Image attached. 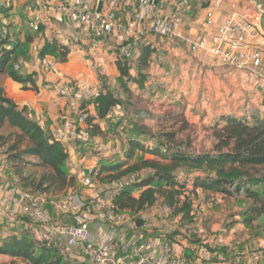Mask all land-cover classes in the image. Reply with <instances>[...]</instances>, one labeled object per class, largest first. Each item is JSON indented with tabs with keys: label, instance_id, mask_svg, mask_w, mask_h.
Wrapping results in <instances>:
<instances>
[{
	"label": "trees",
	"instance_id": "obj_1",
	"mask_svg": "<svg viewBox=\"0 0 264 264\" xmlns=\"http://www.w3.org/2000/svg\"><path fill=\"white\" fill-rule=\"evenodd\" d=\"M254 2L261 11L264 32V0ZM9 10L2 7L0 13L6 15ZM37 29L36 32H42V27ZM18 46L7 30H0V75L8 74L23 90H28L26 84L36 90L33 73L20 75L13 71L11 63L16 61ZM121 47H117L114 61L117 89L112 90L110 82H101L95 95L79 101L83 122L79 124L76 119L72 125L76 136L85 133L89 140L107 135L117 137L119 128L121 132L127 130L123 159L100 162L87 176L101 184L133 177L113 199L118 212L138 215L162 200L163 206L170 210L171 219H177V229L166 237L167 241L182 236L184 229V238L189 243L198 242L191 231L195 223L194 199L199 195H218L234 201L238 208L234 214L240 224L252 227L264 216V93L259 107L250 106L247 115L221 114L214 118L210 147L197 149L190 137L182 136L188 128L182 111L158 115L149 108L152 104L149 100L158 90L150 83V69L156 61L154 44L140 45L135 57L120 52ZM68 54L69 47L45 40L38 57H52L66 63ZM179 122L182 126L175 130ZM0 159L14 186L32 195L56 199L70 189L76 190L78 178L67 169V147L42 128L27 107H19L10 99L2 87ZM182 175L185 180L181 179ZM253 253L262 254L264 260V249ZM0 256L9 260L0 264H86L78 263L60 248L36 240L29 232L0 235Z\"/></svg>",
	"mask_w": 264,
	"mask_h": 264
},
{
	"label": "crops",
	"instance_id": "obj_2",
	"mask_svg": "<svg viewBox=\"0 0 264 264\" xmlns=\"http://www.w3.org/2000/svg\"><path fill=\"white\" fill-rule=\"evenodd\" d=\"M87 1L92 3L94 0ZM167 1L172 5L181 0ZM188 1L191 4V11L187 14L179 15L178 28L176 30L177 37L162 38L149 34L126 39L124 35L122 36L120 34H113L103 38H94L88 30L81 28L71 20L70 15L76 10L73 5V0H0V8H10L6 15L0 13V30L3 32L7 30L11 40L17 41L19 45L15 53L16 61L13 64L11 63V65H18L17 72L20 75H30L33 73L34 76L32 78L36 90H31L30 84H26L25 86L28 90H23L22 85L13 82L8 74L0 75V87L4 89L6 95L19 107H27L34 120L67 147L69 153V160L67 161L68 172L70 175L77 176L79 185H81L82 175L95 169L100 162H105L107 160L114 162L123 159V138L125 137L124 132L127 133V130L121 132L119 128V133L117 132L119 136L117 137L107 135L106 137H93L89 141H84L80 136H76L74 133L72 134L66 127L68 123H74L77 119V115L73 113V102L75 99L80 98V100H83L95 95L101 82L104 84H108L109 82L114 84V79L117 76L115 67L111 70V73L105 72L100 74L104 77L102 81L98 75L91 71L93 67L100 70L99 73L105 71L104 69L109 58H106V62H104V60L101 59L102 55H100L99 52L97 53V51L104 49V52H108L110 50L108 47L112 46L111 42L112 44L122 46L119 51L127 53L132 57L138 54V47L142 44L153 43L156 47V61L152 64L150 69V83L158 87L157 89L161 91L163 99L161 101L160 111H152L149 106L151 112L154 114L160 115L172 112L165 111L167 107L171 106L170 101H167V97L170 94L175 96V93L184 89L187 85L190 86L191 89L193 88V90L189 92V98L187 100L189 104H194L195 95H201L202 101L206 99L208 102L216 104V110L203 111L200 120L208 117L212 123L214 118L221 114H231L236 117H241L248 114L247 110L250 106L259 107L264 88L261 91V89L257 87L254 100L247 101L245 97L240 94V89H238L241 87L242 90H244V88L242 86H236L242 85L241 80L238 79L235 84L232 85L234 88L233 91L235 92L229 93L228 86L229 88L231 86H226L222 81L225 80V76L221 79V77H214L211 73L208 74L201 70L194 73V64L190 61V58L188 59V57L184 56L186 55L185 52H187L188 55L198 58L197 61L201 64L202 68H205V65L209 63L214 65L215 62L207 55L203 53H192L185 41L193 39L197 32L202 29L203 16L207 8H215L217 12L216 19L219 21L227 16L230 11H242L245 7L244 5H252L253 3L245 0V2L241 0L240 3L229 0ZM252 6L257 5L254 4ZM172 10L171 7V11ZM120 16L122 19H126V12L124 9H120ZM35 24L38 27H42V32L38 33L32 30V25ZM45 40H53L69 47L66 63H60L52 57L39 59L38 52L44 45ZM169 45L172 46V50H170L171 46ZM115 49L117 50V48ZM165 50L169 52L167 55L170 56V58L165 57V59H168L170 62L172 61L174 65H179V68H190V71L193 73L190 74L189 79L186 73H184L183 76H179L181 80L179 83L181 85L179 90H173L166 80L167 77L162 78V74L159 72L162 70V65L160 64H164V61L162 58H159L158 54ZM88 56H91V59L94 61L92 62L86 59ZM111 56L112 55H109V57ZM105 57L108 56L106 55ZM113 61H115V59H113ZM49 62L55 64V69L52 72H44L42 67ZM224 69L227 68L224 67ZM215 73L217 74V71H215ZM178 80L176 82H178ZM116 89L117 88H114L112 85V90ZM158 90L156 91L158 92ZM157 92H155L154 98L160 93ZM182 93H184V91H182ZM149 101L152 102V98ZM89 109L93 114V108L90 107ZM208 109L209 108H207V110ZM237 109L239 110L237 111ZM182 112L188 123L185 111ZM101 125L102 128L105 129V124L101 123ZM88 143H91V147H95L94 150L96 148H101V150L105 151L102 157L98 159H95V157L84 158L81 150L84 152ZM13 185L10 173L5 163H2L0 159V235L2 237L8 234L19 235L22 232H27L25 226L28 220L19 213L12 201L9 202V204H2L4 199H7L8 188ZM95 189H84L81 190V192H79V189H76L74 193L81 198H87L91 196L92 192L97 190ZM99 189L100 188H98V190ZM44 200L45 207L50 213L51 223L54 226L66 227L72 223V218L62 215L55 210L49 198L44 197ZM162 207V200L159 199L151 209L138 215H131L134 221L138 219L142 221V224L138 227L127 223L120 228L118 227L111 230L106 226L100 229L97 225H91V233L95 234L98 232L100 238L112 236L115 245L118 247L113 261H120L123 264L132 261V259H123L125 256L132 253H130L132 249L139 245L150 244L153 246L155 251H157L155 252V257L159 256L158 251L161 245L170 246L176 254L186 259V255L193 256L191 250L192 244L185 238L182 240L179 239V236H174L169 241L166 240V237L170 235V233L176 231L177 219L173 220L171 217H164L161 212ZM40 234L41 230L39 229L35 236L36 240L39 239L38 236ZM121 248H125L126 250H120ZM118 253H122L123 256H117ZM70 257L75 259L78 263L83 261L76 256ZM0 258L5 259L6 257L0 256Z\"/></svg>",
	"mask_w": 264,
	"mask_h": 264
},
{
	"label": "built area",
	"instance_id": "obj_3",
	"mask_svg": "<svg viewBox=\"0 0 264 264\" xmlns=\"http://www.w3.org/2000/svg\"><path fill=\"white\" fill-rule=\"evenodd\" d=\"M99 3L100 12L97 13ZM73 5L76 10L71 13V20L88 30L94 38L113 34L124 35L126 39L149 34L162 38L177 37L179 15L191 11L188 0H181L172 5L167 0H94L92 3L87 0H73ZM252 5H244L242 11L234 10L219 21L216 19L215 8H207L202 29L193 39L185 41L190 51L203 53L227 69L247 73L253 78L261 77L264 72V32L260 8L258 5ZM120 9L125 10L126 19L121 18ZM37 28L36 24L32 25L34 32L38 31ZM12 68L13 71H18V65L14 64ZM54 69L53 62L42 67L44 72H52ZM79 100L80 98L73 102V113L81 124L83 119L78 111ZM66 127L74 133L72 123H68ZM80 137L84 141L89 140L85 133H81ZM91 172L92 170L81 177V185L85 190L95 189L92 178L87 176ZM132 180V176H127L117 182L102 184L103 188L95 189L96 191L87 198H81L74 193L75 190L70 189L61 199H50L58 213L72 218V223L66 227H57L51 223L44 196L32 195L14 185L8 188L7 199H4L2 204L12 201L19 213L28 220L25 230L35 238L40 229L38 241L46 245L60 248L69 256L79 257L86 264H123L113 261L118 247L112 236L94 239L90 226L97 225L100 229L106 226L111 230L127 223L136 226V220L134 221L130 214L118 212L113 205V199L119 189ZM161 212L164 217L170 218L168 208L163 206ZM217 247L218 241H211L208 247L205 241L192 244L193 256L186 259L176 254L168 245H161L158 257L154 256L157 251L150 244L139 245L123 260L132 259L124 264L209 263L218 258L216 251H213ZM226 264H264V260L262 254L251 253L245 257L237 256Z\"/></svg>",
	"mask_w": 264,
	"mask_h": 264
},
{
	"label": "rangeland",
	"instance_id": "obj_4",
	"mask_svg": "<svg viewBox=\"0 0 264 264\" xmlns=\"http://www.w3.org/2000/svg\"><path fill=\"white\" fill-rule=\"evenodd\" d=\"M229 1H236V3L241 2V0H229ZM242 1L245 2L248 0L245 1L242 0ZM250 1L255 4L254 0H250ZM262 39L264 40V35L262 36ZM111 45L112 46L108 47L110 49L108 52H104V49H100L99 51H97V53L99 52V54L102 55L101 59H103L104 62H106V58H109V60H107L104 69L105 71H101V73H99L100 70L94 67L91 70L96 75H98L100 80L104 78L100 74L105 72L111 73V70H113V68L115 67L113 59H115L116 57L117 50L115 48H117L118 45L112 44V42ZM172 49L173 48L171 46L170 50ZM185 53L186 55L184 56L188 57V59L190 58V61L194 64L193 65L194 73H197V71L201 70L202 72H207L208 74L211 73L212 76L217 78L221 77V79H223V76H225V80L222 81L226 84V86L228 85L231 86L230 88L228 86L229 93L235 92L233 91L234 88L232 85H234L238 79L241 80L242 85H236V86H242L244 88V90H242L241 87H239L238 89H240L239 91L240 94L243 95V97H245V100L247 101L254 100L255 94L257 93L256 90L257 87L264 88V72L262 73L261 77L253 78L251 75L247 73H241L230 69H224V67L218 66L219 64L216 63L212 58L211 59L215 62V64L211 65V63H209L208 65H205L206 66L205 68H202L201 64H199V62L197 61L198 58H195L192 55H188L187 52ZM167 54H169L167 50L161 51L158 54L159 58H162L164 61V64H160L162 65L161 67L162 70L159 72H161L162 78L167 77L166 80L168 81L170 87L173 88V90L176 89L179 90L181 87V85L179 84L181 82L179 76H183L184 73H186V76H188L189 79L190 74L193 73L190 71L191 70L190 68H181V67L179 68V65H174L172 64V61L170 62L168 59H165V57L170 58V56H168ZM106 55L108 57H105ZM109 55L112 56L109 57ZM86 59L92 62L94 61L93 59H91V56H88V58ZM263 66H264V58H263ZM215 71H217V74L215 73ZM157 75L161 76L160 74ZM177 80L178 82H176ZM112 85L114 87L116 86L113 83ZM192 90L193 88L191 89V87L187 85L185 86L184 89L175 93V96H172V94H170L167 97V101H170L171 106L167 107L165 111H185L187 115L186 118L188 120L187 123L188 128L187 130L182 132L183 134L182 136L190 137V139L193 141L194 146L197 149H201V148L208 149L211 143L210 127L212 123L208 117H206L203 120L202 119L200 120V118H201V113H203V111H215L216 104L213 102H208L206 99H203L202 101L201 95L199 96L195 95L194 104H189L187 100L189 98V92H191ZM182 91H184V93H182ZM158 92H157L158 93L157 96L152 99V105H150L152 111L161 110L160 105L162 104L161 101L163 99V95L161 94L160 90H158ZM207 108L209 109L207 110ZM238 110L239 109H237V111ZM147 123L148 125H152L151 122H147ZM181 126L182 123L179 122L177 126H175V130L179 129ZM124 134L126 135L128 133L124 132ZM90 144L91 143H88L86 147V149L89 150L85 149L84 152L83 150H81L83 157L84 158L95 157V159L102 157V154L105 151L101 150V148H96L94 150L95 147L93 146L91 147ZM143 174L144 173H139L138 175L142 176ZM181 177H182L181 179L185 178L183 175ZM92 182L94 188L96 189L103 188L101 184L102 182L98 180H93ZM76 189H79V192H81V190H84V188L81 185H79L78 181L76 182ZM61 198H56V199H61ZM193 211L195 214V223L193 225V230L191 231V233L194 234L196 237L195 239L198 240V242H196L195 244H199L205 241L207 242V247H208L211 241L212 242L218 241V247L215 249L218 258L217 259L215 258L212 262L209 263L200 262L196 264H222V263L226 264L231 259L237 256L243 255V257H245L253 252L261 251L262 249H264V216L259 218L258 221L252 225V227L243 226L242 224H240L239 218H237L234 214L238 211L235 202L224 200L222 199V197L218 195H210L206 197L203 195H199L196 199H194ZM181 233H183V235L179 236V239L183 240L185 230L182 229ZM191 233H187L186 235L189 236L191 235ZM92 235L94 239H97L99 237L98 232ZM118 255L119 257L123 256L122 253H118L117 256ZM5 259L0 258V263L9 261L8 259L6 260Z\"/></svg>",
	"mask_w": 264,
	"mask_h": 264
},
{
	"label": "water",
	"instance_id": "obj_5",
	"mask_svg": "<svg viewBox=\"0 0 264 264\" xmlns=\"http://www.w3.org/2000/svg\"><path fill=\"white\" fill-rule=\"evenodd\" d=\"M100 6H101V3H99V5H98V8H97V13H99L100 12ZM142 224V221L141 220H136V223H135V225L138 227V226H140Z\"/></svg>",
	"mask_w": 264,
	"mask_h": 264
}]
</instances>
